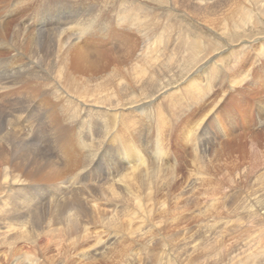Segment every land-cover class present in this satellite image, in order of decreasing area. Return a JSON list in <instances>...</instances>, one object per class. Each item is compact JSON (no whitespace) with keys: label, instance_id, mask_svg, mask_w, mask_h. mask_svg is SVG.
I'll list each match as a JSON object with an SVG mask.
<instances>
[{"label":"rangeland","instance_id":"1","mask_svg":"<svg viewBox=\"0 0 264 264\" xmlns=\"http://www.w3.org/2000/svg\"><path fill=\"white\" fill-rule=\"evenodd\" d=\"M20 1H7L5 10L15 5L18 12L2 22L37 31V21L49 14V4L55 14L56 3L66 4L68 22H81L82 33L69 24L65 33L89 56L78 74L83 91L103 85L119 93L118 80L126 79L134 95L127 117L111 110L100 118L89 106L77 113L80 107L60 97L53 84L30 75L33 68L8 82L0 97V236L7 237H0V264H264V210L256 203L264 202V55L258 54L264 0H236L251 12L237 29L226 28L233 22L222 15L232 0ZM183 6L194 8V17ZM166 27H173L171 45L180 33L181 40L184 33L199 39L201 58L164 71L159 92L148 95L135 86V72L156 70L157 62L147 63L144 53L162 49ZM6 52L0 51L2 71L20 57ZM205 63L210 65L192 76ZM195 77L196 87L189 83Z\"/></svg>","mask_w":264,"mask_h":264},{"label":"bare ground","instance_id":"2","mask_svg":"<svg viewBox=\"0 0 264 264\" xmlns=\"http://www.w3.org/2000/svg\"><path fill=\"white\" fill-rule=\"evenodd\" d=\"M7 1L8 0H0V9L2 12V10L6 8V5H7ZM25 1V0H23ZM31 1V0H30ZM57 1V0H56ZM60 1V0H59ZM63 1V0H62ZM61 1V2H62ZM261 1V0H260ZM11 2V1H10ZM126 2V1H125ZM132 2V1H131ZM131 2L127 3V5L129 7H132L133 4H131ZM175 2V1H174ZM182 2V1H181ZM180 2V4H181ZM17 3V2H16ZM21 5H23L24 3L22 2V0L20 2ZM23 3V4H22ZM120 3V2H119ZM194 3V2H193ZM235 3V4H234ZM246 3V2H245ZM251 3V2H250ZM26 4V3H25ZM24 4V5H25ZM57 5H55V14L54 11H53V5L52 4H49L48 6V11H49V14L45 15L42 17L41 20L37 21V23L35 24V26H38L37 27V31H29L27 30V26H23V27H18L17 25H11L9 22H2V20H0V41H2L4 44V46L2 44H0V51H7L9 52V54H12V53H19L20 54V57L17 55L13 60L9 61L6 63V66H7V69L5 70H1L0 69V97H1V94L3 92V89L7 88L8 86V82L14 78L16 76L17 73H23L25 71H27L28 69L30 68H33V70H31V74L30 75H33V76H39L42 77V78H45L46 81H48L49 84H53L52 87H54V89L56 90V93L59 94L60 97L62 98H67V101H69L70 105L74 104V105H77V107H80L78 109V112H84L86 110H84V108L86 106H89L90 109L94 110V113L98 116L100 115V118L102 115H105V113H108L109 111H117L119 112L118 110H123L126 111V109H128V105L129 103L132 101V96L134 95V93L132 94L131 92V89H133V86L130 85L129 82L126 81L125 77V81L123 80H118V81H121L119 82V86H121V89L119 90V93H114V92H111L106 86H103V85H98L97 88L95 87V89L93 90H89V92H86V91H83L82 89H85L84 87V84H83V80H82V76L79 77L78 74H81L84 72V65L88 66L87 65V59L89 58L88 54L84 51H82L80 48V46H78V44H74V42H71V40L69 39L68 35H66L65 33V30L66 29V24H69L71 25V27L73 25L74 28L73 30H76L77 32H83L82 30V26H81V22L79 20L75 21V23L73 22H68V15L66 14H63L64 13V10L66 11V7L65 5L66 4H63V3H56ZM121 4V3H120ZM140 4V3H139ZM245 5V4H244ZM254 5V4H253ZM29 6V5H28ZM251 6V5H250ZM15 5L14 7H10L8 6L7 7V11L5 10V12L0 15V18H6V17H10L12 15H14L15 13L18 12L17 9H15ZM136 7V6H135ZM198 7V6H197ZM255 7V6H254ZM142 8V7H141ZM121 9V8H120ZM183 11L190 15V17H194V11L192 9V7H185L183 6L182 7ZM22 10V9H21ZM128 10V9H127ZM130 10V9H129ZM128 10V11H129ZM136 10V9H135ZM138 10V9H137ZM163 10V9H162ZM197 10L199 9H196L195 11L197 12ZM223 10V9H222ZM225 13H222V15L224 17H227L226 19H229L233 22V24L227 22L225 24V27L226 28H229V27H233V25L235 26L234 29H237L238 27H241L243 26V23L246 22L247 18H249V14L251 12H248V11H245V7L241 6L239 4V1L236 2V0H232L231 4L229 7H227ZM262 10V9H261ZM146 11V10H145ZM260 11V10H259ZM264 11V9H263ZM46 12V11H45ZM130 12V11H129ZM128 12V13H129ZM141 12V11H140ZM148 12V10L146 11ZM159 12V11H158ZM179 12V11H178ZM232 14L229 16V13ZM122 13V11H121ZM144 13V12H143ZM161 13V12H160ZM263 14V12H261ZM45 14V13H44ZM145 14V13H144ZM66 15V16H65ZM71 15V14H70ZM130 15V14H129ZM138 15V14H137ZM199 15V14H198ZM197 15V16H198ZM237 15L238 17L236 19H233L234 16ZM264 15V14H263ZM17 16V15H16ZM143 16V15H142ZM15 17V16H14ZM37 17V16H36ZM125 17H128L127 14H125ZM138 17V16H137ZM144 17V16H143ZM142 17V18H143ZM146 17V16H145ZM254 17V16H253ZM132 18V17H131ZM147 18L144 19V21L146 20ZM81 20V19H80ZM129 20H131L129 18ZM133 20V19H132ZM153 20V19H152ZM252 20H254L252 18ZM83 21V20H82ZM128 21V20H127ZM147 21V20H146ZM145 21V22H146ZM180 21V20H179ZM68 22V23H67ZM85 22V21H84ZM132 22V21H131ZM143 22V21H142ZM156 22V21H155ZM154 22V23H155ZM158 22V21H157ZM178 22V21H177ZM202 22V21H201ZM255 22V21H253ZM257 22V21H256ZM9 23V24H8ZM133 23V22H132ZM138 23H140L138 21ZM161 22H159L160 24ZM130 24V23H129ZM134 24V23H133ZM224 24V23H223ZM68 25V26H69ZM85 25V24H84ZM83 25V26H84ZM94 25V24H93ZM143 25V24H142ZM184 25V24H183ZM188 25V24H187ZM132 26V25H131ZM134 27L135 24L133 25ZM132 26V27H133ZM151 26V25H150ZM154 26V25H153ZM159 26V25H158ZM161 26V25H160ZM166 26V24H165ZM257 26V25H256ZM93 27V26H92ZM131 27V28H132ZM152 27V26H151ZM231 27V28H232ZM84 28V27H83ZM94 28V27H93ZM130 28V29H131ZM137 28V27H136ZM164 28V27H163ZM168 28V31H165L163 29V31L166 32H169L168 35H167V39L166 41L163 40V36H165V34H162V43L160 42L159 44H162L160 46H162V49H160L161 47H159V51L156 50V47H155V50L154 51H151L152 53L150 55L147 56V54H149V51L147 53H144L146 54V60H147V63L151 64H158L156 65L155 64V68L156 70L153 71V74H150V75H146V74H143L144 70L142 69L141 71H136V81H134V84L135 86L137 87H140L141 90H143V92L145 94H148V95H152V92L154 91V88H155V93H158L159 92V83L162 78L161 77H164V71H174V70H177L178 68L180 69V66H182L184 62H189L190 64H193L194 62H198L199 61V58H201L200 54L198 52H201V44H200V41L199 39H195L193 36H190L189 34L187 33H184L185 36L182 38L183 39L181 40V33L177 36V39L175 40L174 44L171 45L170 43V40H172L171 38H168L169 36H173L170 32H171V29L173 27H166ZM165 28V29H166ZM134 29V28H133ZM151 29V28H150ZM159 29V27H158ZM188 29V28H187ZM257 29V28H256ZM82 30V31H81ZM137 30V29H136ZM167 30V29H166ZM229 31V29H226ZM68 31V30H67ZM86 31V30H85ZM148 31V30H147ZM145 32V31H144ZM157 32V31H156ZM258 32V31H257ZM80 33V34H81ZM139 33V32H138ZM158 33V32H157ZM225 33V32H224ZM79 34V33H78ZM171 34V35H170ZM191 34V33H190ZM227 34V33H225ZM144 35V34H143ZM157 35V34H156ZM155 35V36H156ZM228 35V34H227ZM78 36V35H77ZM147 36V35H145ZM154 36V35H153ZM154 36V37H155ZM176 36V35H175ZM135 37V36H134ZM141 37V35H140ZM149 37V36H148ZM151 37V36H150ZM174 37V36H173ZM172 37V38H173ZM137 38V37H135ZM201 38V37H200ZM233 38V36H232ZM134 40V38H133ZM151 40V39H150ZM150 40H148L150 42ZM156 41V38L154 39ZM136 41V40H135ZM153 41V40H152ZM130 42V41H129ZM148 43V42H147ZM170 43V44H169ZM258 43H260V51H259V56H263L264 55V42H261L260 40H258ZM122 44V43H121ZM127 44V43H126ZM132 44V43H131ZM141 44V43H139ZM138 44V45H139ZM142 44H143V41H142ZM149 44V43H148ZM124 45V44H122ZM130 45V44H128ZM153 45H155V43H153ZM210 45V44H209ZM208 45V46H209ZM66 47L65 51H63V48ZM138 47V46H137ZM140 47V45H139ZM142 47V46H141ZM140 47V48H141ZM147 47V46H146ZM149 47V46H148ZM105 48V47H104ZM136 48V47H135ZM144 48H145V45H144ZM142 48V49H144ZM151 48V47H150ZM149 48V49H150ZM125 49V48H124ZM148 49V50H149ZM43 50L45 51V53L43 52ZM152 50V49H150ZM206 50V49H205ZM234 50V49H233ZM17 51V52H16ZM111 51V50H110ZM138 51V50H137ZM142 51H145V50H142ZM168 51V52H167ZM227 51V50H226ZM6 52V53H7ZM70 52V53H69ZM74 52L75 56L71 55V53ZM207 52H210L209 50H207ZM141 53V52H140ZM153 53H157L156 55H154ZM212 53V52H211ZM214 53V52H213ZM1 54V53H0ZM125 54H126V51H125ZM234 54V53H233ZM124 54H122L123 56ZM142 55V54H141ZM208 55V54H207ZM211 55V54H210ZM236 55V54H235ZM4 56V55H2ZM68 56H71L72 59L68 58ZM99 56V55H98ZM128 56V55H127ZM200 56V57H199ZM216 56V55H215ZM101 57V56H100ZM206 57V56H204ZM139 58H143V57H139ZM210 58V57H209ZM215 58V57H214ZM101 59V58H100ZM164 59V60H162ZM221 59V58H220ZM201 60V59H200ZM210 60V59H209ZM232 60V59H231ZM129 61V60H128ZM159 61H161L159 63ZM208 61V60H207ZM211 61V60H210ZM209 61V62H210ZM234 61V60H233ZM135 61H133L134 63ZM143 62V61H142ZM155 62V63H154ZM239 62V61H238ZM116 63V62H115ZM118 63V62H117ZM121 63V62H120ZM180 63V64H179ZM200 63V62H199ZM211 63V62H210ZM125 64V63H123ZM132 64V63H131ZM182 64V65H181ZM222 64V63H221ZM95 66V62L94 63H91L89 66ZM137 65V64H135ZM142 65V64H141ZM208 65V63H205L203 66L201 67H198L199 69H197V72H194L192 74V76L194 75H199L201 74V72H203L204 68H206ZM234 65V64H233ZM251 65V64H250ZM16 66V67H15ZM97 66V65H96ZM133 66V65H132ZM186 66V65H185ZM197 66V65H196ZM188 67V66H187ZM235 67V66H234ZM233 67V68H234ZM134 68V67H133ZM137 68V67H136ZM129 69H132V68H129ZM249 69V68H248ZM181 70V69H180ZM133 71V69H132ZM160 72V76L158 75ZM108 73V72H107ZM134 73V74H135ZM162 73V74H161ZM178 73L180 72H177L176 74L178 75ZM133 74V75H134ZM228 74V73H227ZM233 74V73H232ZM236 74V73H235ZM145 75V77H144ZM234 75V74H233ZM22 76V75H21ZM230 76V75H229ZM244 76V75H243ZM17 77V76H16ZM29 77V76H28ZM27 77V78H28ZM32 77V76H31ZM178 77V76H177ZM26 78V77H25ZM132 78V77H131ZM236 78V77H235ZM35 79V78H34ZM50 79V81H49ZM118 79V78H117ZM123 79V78H122ZM168 79V78H167ZM232 79V78H231ZM230 79V81H231ZM238 79V78H237ZM15 80V79H13ZM12 80V81H13ZM19 80V78H18ZM44 80V79H42ZM41 80V81H42ZM135 80V79H134ZM210 80V79H209ZM193 81V82H192ZM196 81V77L191 79L189 83H194V86L196 87L197 83L195 82ZM39 82V81H38ZM210 82V81H209ZM21 83V82H19ZM26 83V82H25ZM47 83V84H48ZM238 83V82H237ZM46 84V83H45ZM44 84V85H45ZM13 85V84H12ZM17 85V84H16ZM18 86V85H17ZM114 86V85H113ZM123 86V87H122ZM232 86V85H231ZM236 86V85H235ZM11 87V86H10ZM49 87V86H47ZM51 87V88H52ZM161 87V86H160ZM200 87V86H199ZM41 88V87H40ZM45 88V87H44ZM202 88V87H201ZM159 89V90H158ZM187 89V88H186ZM194 89V88H193ZM192 89V90H193ZM198 89V88H197ZM196 89V90H197ZM6 90V89H5ZM31 90V89H30ZM50 90V89H49ZM195 90V89H194ZM193 90V91H194ZM29 91V90H27ZM157 91V92H156ZM188 91V90H187ZM199 91V89H198ZM205 91V90H204ZM203 91V92H204ZM19 92V91H18ZM21 92V91H20ZM55 92V91H54ZM175 92V91H174ZM177 92V91H176ZM175 92V93H176ZM202 92V91H201ZM22 93V92H21ZM31 93V92H30ZM34 93V92H33ZM180 93V92H179ZM198 93V92H197ZM196 94V92H195ZM205 94V93H204ZM55 95V94H54ZM185 95V94H184ZM197 95V94H196ZM4 96V95H3ZM20 96V95H19ZM27 97L29 95H26ZM26 97V98H27ZM11 98V97H9ZM13 98V97H12ZM20 98V97H19ZM25 98V99H26ZM196 98V97H195ZM206 98V97H205ZM8 99V98H7ZM167 99V98H166ZM2 100V99H1ZM0 100V101H1ZM12 100V99H11ZM10 100V102H11ZM14 100V99H13ZM16 100V98H15ZM14 100V102H15ZM20 100V99H19ZM66 100V99H65ZM29 101V100H28ZM47 101V100H46ZM58 101V100H57ZM83 103H81V102ZM9 102V103H10ZM13 102V101H12ZM23 102V101H22ZM41 102V101H40ZM43 102V101H42ZM66 102V101H65ZM5 103V102H4ZM19 103V101H18ZM25 103V102H24ZM67 103V102H66ZM133 103V102H132ZM6 105V104H5ZM60 105V104H59ZM4 106V105H3ZM40 106V105H39ZM85 106V107H84ZM140 106V105H139ZM2 107V106H1ZM8 108V106H6ZM19 107V106H18ZM70 107V106H69ZM68 107V108H69ZM74 107V106H73ZM6 108V110L8 111V109ZM4 109V108H3ZM23 109V107H22ZM25 109V108H24ZM61 109V108H60ZM0 110H2L0 108ZM10 110V109H9ZM38 110V109H37ZM40 110V109H39ZM57 110V109H56ZM59 110V109H58ZM42 111V110H41ZM71 111V110H70ZM111 111V112H112ZM36 112V111H35ZM48 112V111H47ZM91 112V111H90ZM89 112V113H90ZM130 112V111H129ZM5 113V111H4ZM10 113V111H9ZM40 113V112H39ZM73 113V112H72ZM121 113V112H120ZM12 114V113H11ZM16 114V113H15ZM34 114V113H33ZM80 114V113H79ZM125 115V117H127L128 115L124 112L123 113ZM1 115V114H0ZM4 115V114H3ZM19 115V114H18ZM23 115V114H22ZM21 115V116H22ZM25 115V113H24ZM75 115V114H74ZM88 115V114H87ZM110 115V114H109ZM131 115V114H130ZM90 115H88L89 117ZM132 116V115H131ZM4 117V116H3ZM12 117V116H11ZM45 117V116H44ZM53 117V116H52ZM75 117V116H74ZM77 117V116H76ZM80 117V116H79ZM77 117V118H79ZM136 117V116H135ZM13 118V117H12ZM22 118V117H21ZM27 118V117H26ZM73 118V117H72ZM107 118V117H106ZM109 118V117H108ZM124 118V117H123ZM7 121H9L8 119V115H7V118H5ZM15 119V118H14ZM29 119V118H28ZM87 119V118H86ZM97 118H95L96 120ZM141 119V118H140ZM146 119V118H145ZM12 120V119H10ZM69 120V118H68ZM102 120V119H101ZM111 120V119H110ZM203 120V119H202ZM13 121V120H12ZM10 121V124L11 122ZM15 121V120H14ZM30 121V120H29ZM76 121V120H74ZM83 121V120H82ZM87 121V120H86ZM85 121V122H86ZM90 121V120H89ZM123 121V120H122ZM128 121V120H127ZM60 122V121H59ZM129 122V121H128ZM165 122V121H164ZM18 123H20L18 121ZM32 123V121H31ZM57 123V122H55ZM102 123V122H101ZM125 123V122H124ZM138 123V122H137ZM136 123V124H137ZM1 124V122H0ZM85 124V123H84ZM12 125H13V122H12ZM27 125V124H26ZM99 125V124H98ZM107 125V124H106ZM120 125V123H119ZM203 125V124H202ZM19 126V125H18ZM58 126V125H57ZM64 126V125H63ZM128 126V125H127ZM201 126V125H199ZM5 127V126H4ZM14 127V126H12ZM100 128V127H99ZM102 128V127H101ZM200 128V127H199ZM2 129V128H1ZM7 129V128H5ZM13 129V128H12ZM36 129V128H35ZM115 129V128H114ZM131 129V128H130ZM195 129V127L193 128ZM17 130V129H16ZM34 130V129H33ZM37 130V129H36ZM86 130V129H85ZM121 130V129H120ZM128 130V129H127ZM126 130V131H127ZM110 131V130H109ZM190 131V130H189ZM194 131V130H193ZM38 132V130L36 131ZM44 132V131H43ZM54 132V131H53ZM82 132V131H81ZM99 132V131H98ZM191 132V131H190ZM33 133V132H32ZM32 133L30 135H32ZM40 133V132H39ZM85 133V132H84ZM7 134V131L6 133ZM4 134V135H5ZM44 134V133H42ZM91 134V133H90ZM110 134V133H109ZM123 134V133H122ZM54 135V134H53ZM89 135V134H88ZM12 136V135H11ZM33 136V135H32ZM31 136V137H32ZM79 136V135H78ZM228 136V135H227ZM25 137V135H24ZM50 137V136H49ZM80 137V136H79ZM88 137V136H87ZM92 137V136H91ZM103 137V136H102ZM197 136H195L196 138ZM20 138V137H19ZM46 139V137H44ZM187 138V137H186ZM194 138V139H195ZM49 139V138H48ZM82 139V138H81ZM80 139V140H81ZM88 139V138H87ZM92 139V138H91ZM98 139V138H97ZM22 140V139H21ZM28 140V139H26ZM105 140V139H104ZM23 141V140H22ZM62 141V140H61ZM84 141V139H83ZM87 141V140H85ZM97 141V140H96ZM195 141H197L195 139ZM49 142V141H48ZM53 142V141H52ZM57 142V140L55 141ZM90 143V142H88ZM96 143V142H95ZM101 143V142H100ZM99 143V144H100ZM104 143V142H103ZM20 144V143H19ZM23 144V143H22ZM50 144V143H49ZM83 144V143H82ZM105 144V143H104ZM27 145V144H26ZM29 145V144H28ZM80 145H81V142H80ZM197 145V144H196ZM54 146V145H53ZM101 146V145H100ZM9 147V146H8ZM12 147V146H11ZM24 147V146H23ZM79 147V146H78ZM102 147V146H101ZM201 147V146H200ZM18 148V147H17ZM16 148V149H17ZM20 148V147H19ZM116 148V147H115ZM15 149V148H13ZM77 149V147H76ZM74 149V150H76ZM95 149V148H94ZM113 149V148H111ZM140 149V147H139ZM20 150V149H19ZM96 150V149H95ZM124 150V147L123 149ZM10 151V150H9ZM20 151H23L20 150ZM60 151V150H59ZM58 151V152H59ZM160 151V150H159ZM29 152H30V148H29ZM69 152V151H68ZM86 152V151H85ZM3 154V152H1ZM12 153V152H11ZM20 153V152H19ZM71 153V152H70ZM83 153V152H82ZM134 153V152H133ZM132 153V154H133ZM217 153V152H216ZM14 154V153H13ZM42 154V153H41ZM84 154V153H83ZM21 155V154H19ZM90 155V154H89ZM166 155V154H165ZM10 156V155H9ZM71 156H74L71 154ZM79 156V155H78ZM148 156V155H147ZM3 157V156H2ZM157 157V156H156ZM1 158V156H0ZM8 158V157H7ZM76 158V157H75ZM74 158V159H75ZM78 158V157H77ZM122 158V157H121ZM139 158V157H138ZM158 158V157H157ZM6 159V158H5ZM9 159V158H8ZM48 159V158H47ZM56 159V158H55ZM71 159V158H70ZM69 159V161H70ZM200 159V158H199ZM4 160V159H3ZM3 160H0V161H3ZM17 160V159H16ZM20 160V159H19ZM30 160V159H29ZM72 160V159H71ZM92 160V159H91ZM124 160V159H123ZM134 160V159H133ZM140 160V159H139ZM149 160V159H148ZM156 160V159H155ZM24 161V160H23ZM49 161V160H47ZM121 161V159H120ZM132 161V160H131ZM6 162V161H5ZM18 162V161H17ZM26 162V161H25ZM41 162V161H40ZM45 162V160H44ZM30 163V162H29ZM52 163V161H51ZM81 163V162H80ZM90 163V161H89ZM130 163V162H129ZM135 164V163H134ZM6 165V164H5ZM39 165V164H38ZM66 165V164H65ZM103 165V164H102ZM108 165V164H107ZM126 165V164H125ZM45 166V165H44ZM70 166V165H69ZM72 166V165H71ZM119 166V165H118ZM8 167L10 168V166L8 165ZM38 167V166H37ZM47 167V166H46ZM113 167V166H112ZM204 167V166H203ZM5 168V167H4ZM45 168V167H44ZM11 169V168H10ZM69 169V167H68ZM80 169V168H79ZM202 169V168H201ZM61 170V169H60ZM81 170V169H80ZM78 170V171H80ZM84 170V169H83ZM112 170V169H111ZM110 170V171H111ZM134 170V169H133ZM205 170V169H204ZM6 171V169H5ZM77 171V169H76ZM82 171V170H81ZM139 171V170H138ZM72 172V171H71ZM74 172V171H73ZM136 172V171H135ZM7 173V172H5ZM38 173V171H37ZM56 173V172H55ZM133 173V172H132ZM131 174L130 172H127L125 173L124 175L126 176ZM135 174V173H134ZM53 175V174H52ZM206 175V174H205ZM15 176V175H14ZM54 176V175H53ZM51 176V177H53ZM6 178V177H5ZM8 178V177H7ZM6 178V179H7ZM50 178V176H49ZM66 178V177H65ZM56 179V177L54 178ZM89 179V178H88ZM94 179V178H93ZM7 180L10 181V179L8 178ZM20 181V178L18 179ZM23 180V179H22ZM59 180V179H57ZM56 180V181H57ZM7 181V182H9ZM24 181V180H23ZM48 181V180H47ZM55 181V180H54ZM60 181V180H59ZM17 182V181H16ZM10 183V182H9ZM13 183V182H12ZM19 183H22V182H19ZM27 183V181H26ZM15 184V183H13ZM17 184V183H16ZM208 184V183H207ZM109 185V184H108ZM114 185V184H113ZM7 186V185H5ZM201 186V185H200ZM4 187V186H3ZM15 187V186H14ZM11 188V187H10ZM13 188V187H12ZM11 188V189H12ZM80 188V187H79ZM101 188V187H99ZM112 188L111 186H109V189ZM264 188V187H263ZM7 189V188H6ZM85 189V188H83ZM82 189V190H83ZM3 190V189H1ZM89 190V189H88ZM108 190V189H107ZM199 190V189H198ZM4 191V190H3ZM2 191V192H3ZM84 191V190H83ZM101 191V190H100ZM263 193H264V189H262ZM92 192V191H91ZM83 193V192H82ZM86 193V192H85ZM262 193V194H263ZM64 194V193H63ZM108 194V193H107ZM117 194V193H116ZM261 194V195H262ZM260 195V196H261ZM27 196V195H26ZM262 197V196H261ZM94 198V196H93ZM120 198V197H119ZM127 198V197H126ZM96 200V199H95ZM138 200V199H137ZM31 201V200H30ZM104 201V200H103ZM217 201V200H216ZM23 202V201H22ZM32 202V201H31ZM67 202V201H66ZM236 203V201H235ZM256 203L258 204V208H260L261 210H264V202L262 201H256ZM24 205V204H23ZM22 205V206H23ZM141 205V204H140ZM148 206V205H147ZM185 206V205H184ZM231 206V205H230ZM239 206V205H238ZM53 207V206H52ZM60 207V206H58ZM143 207V206H142ZM7 208V207H6ZM9 208V207H8ZM128 209V207H126ZM226 208V207H225ZM51 209V208H50ZM126 209V210H127ZM176 209V208H175ZM234 209V208H233ZM232 209V210H233ZM62 210V209H61ZM121 210V209H120ZM138 210V209H137ZM154 210V209H153ZM7 211V210H6ZM117 212V210H116ZM121 212V211H120ZM145 212V211H144ZM254 212V211H253ZM70 213V212H69ZM73 213V212H72ZM113 214V212H111ZM118 213V212H117ZM135 213V212H134ZM66 215V213H65ZM71 215V214H70ZM116 215V214H115ZM118 215V214H117ZM72 218L74 217L73 215H71ZM114 216V215H113ZM3 217V216H2ZM78 217V216H77ZM142 217V216H141ZM105 217H103L104 219ZM139 218V217H138ZM143 218V217H142ZM77 219V218H76ZM126 219V218H125ZM109 220V219H108ZM115 220H117L115 218ZM129 220V218H128ZM207 220V219H206ZM70 221V220H68ZM101 221V220H100ZM106 221V220H105ZM111 221V219H110ZM6 222V221H5ZM15 222V221H14ZM50 222V221H49ZM65 222V221H64ZM77 222V220L75 221ZM75 222L72 220V224H75ZM115 222V221H114ZM121 222V221H120ZM7 223V222H6ZM52 223V221L50 222ZM66 223V222H65ZM79 223V222H78ZM127 223V221H126ZM207 223V222H206ZM4 224V223H3ZM14 224V223H13ZM13 224L9 225L12 226L11 229L13 228ZM18 224V223H17ZM71 222H70V225H72ZM109 224V222H108ZM118 224V223H117ZM135 224V223H134ZM218 224V223H217ZM216 224V225H217ZM225 224V223H224ZM223 224V225H224ZM15 225V224H14ZM53 225V224H52ZM51 225V226H52ZM127 225V224H126ZM132 225V224H131ZM153 225V224H152ZM210 225V224H209ZM214 225V224H213ZM58 226V225H57ZM77 226V225H76ZM81 226V224H80ZM103 226V225H102ZM124 226V224H123ZM138 226V225H137ZM156 226V225H155ZM219 226V225H218ZM17 226H15L16 228ZM19 227V226H18ZM17 227V229H19ZM107 227V226H106ZM221 228L223 226H220ZM13 228V230L15 229ZM22 228V227H21ZM20 228V229H21ZM50 228V227H49ZM55 228V227H54ZM77 228V227H76ZM79 228V227H78ZM154 228V227H153ZM208 228V227H207ZM213 228V227H212ZM210 228V229H212ZM10 229V228H9ZM16 229V230H17ZM19 229V230H20ZM52 229V228H50ZM71 229V228H69ZM119 229V228H118ZM213 230V229H212ZM5 234L7 232V229L5 230ZM9 231V230H8ZM12 231V230H11ZM26 231V230H25ZM48 231V230H47ZM16 232V231H15ZM27 232V231H26ZM52 232V231H51ZM78 232V231H77ZM214 232V231H213ZM65 233V232H64ZM220 233V232H219ZM19 235V232L17 233ZM24 234V232H23ZM54 235V232L52 233ZM10 235V233L8 234ZM29 235V234H28ZM51 235V234H50ZM48 235V236H50ZM2 236V235H1ZM0 236V237H1ZM16 236V235H15ZM26 236V233L25 235ZM83 236V234H82ZM115 236V234H114ZM218 236V235H217ZM4 237V236H2ZM6 237V236H5ZM4 237V238H5ZM47 237V236H46ZM56 237V235H55ZM7 238V237H6ZM5 238V240H6ZM11 238V237H10ZM9 238V239H10ZM23 238V237H22ZM52 238V236H51ZM83 238V237H82ZM35 239V238H34ZM47 239V238H46ZM50 239V238H49ZM60 239V238H59ZM15 241V239H12ZM19 240V239H18ZM52 240V239H51ZM54 240V238H53ZM56 240V239H55ZM217 240V239H215ZM10 240H8L9 242ZM63 241V240H62ZM113 241V240H112ZM6 242V241H5ZM12 242V241H11ZM2 243V242H1ZM4 243V241H3ZM10 243V242H9ZM51 243V242H50ZM77 243V242H76ZM75 243V244H76ZM201 243L200 241H198V244ZM47 244V243H46ZM52 244V243H51ZM110 244V243H109ZM184 244V243H183ZM197 244V245H198ZM197 245H192V251H195V249L197 248ZM90 247V246H89ZM50 249V248H49ZM38 254V253H37ZM188 254V253H187ZM38 257V256H37ZM95 257V256H94ZM249 257V256H248ZM28 258V257H27ZM88 259V258H87ZM29 262L31 259H29ZM187 260V259H184V261ZM243 261V260H242ZM32 263V262H31ZM245 263V262H244ZM239 264V263H238Z\"/></svg>","mask_w":264,"mask_h":264}]
</instances>
